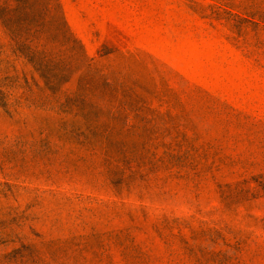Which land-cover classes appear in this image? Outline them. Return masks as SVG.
I'll list each match as a JSON object with an SVG mask.
<instances>
[{
    "label": "rangeland",
    "instance_id": "1",
    "mask_svg": "<svg viewBox=\"0 0 264 264\" xmlns=\"http://www.w3.org/2000/svg\"><path fill=\"white\" fill-rule=\"evenodd\" d=\"M59 1L43 69L0 13V264H264V0Z\"/></svg>",
    "mask_w": 264,
    "mask_h": 264
},
{
    "label": "trees",
    "instance_id": "2",
    "mask_svg": "<svg viewBox=\"0 0 264 264\" xmlns=\"http://www.w3.org/2000/svg\"><path fill=\"white\" fill-rule=\"evenodd\" d=\"M61 9L62 6L59 0H0V13L3 21L8 23L6 27L10 28L20 50L26 52V56L29 57L30 61L40 69L50 64V60L38 57L40 52L37 51L36 47L41 40L39 26L43 21L37 19L35 13L60 12ZM61 20L64 23L62 17ZM52 78L54 77H45L48 83L54 85V79Z\"/></svg>",
    "mask_w": 264,
    "mask_h": 264
}]
</instances>
